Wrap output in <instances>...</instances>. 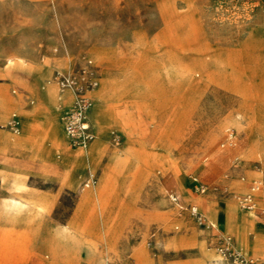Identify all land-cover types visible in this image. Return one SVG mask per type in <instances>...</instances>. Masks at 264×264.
I'll return each instance as SVG.
<instances>
[{
  "label": "rangeland",
  "instance_id": "374dc122",
  "mask_svg": "<svg viewBox=\"0 0 264 264\" xmlns=\"http://www.w3.org/2000/svg\"><path fill=\"white\" fill-rule=\"evenodd\" d=\"M87 59L92 165L55 79ZM262 209L264 0H0V264H264Z\"/></svg>",
  "mask_w": 264,
  "mask_h": 264
},
{
  "label": "built area",
  "instance_id": "2783aa9c",
  "mask_svg": "<svg viewBox=\"0 0 264 264\" xmlns=\"http://www.w3.org/2000/svg\"><path fill=\"white\" fill-rule=\"evenodd\" d=\"M55 79L60 87L72 88L75 93L73 103L64 118V130L67 134L68 142L73 147L85 148L96 136L95 129L90 121L93 99L89 91L99 85L97 66L93 63L92 59H87L77 69H73L72 71H57ZM112 139L115 143L120 142V137L115 132H112ZM234 143V132L228 131L226 139L221 145ZM94 181L95 175L91 174L84 181V186L89 187ZM259 186L260 183L255 182L252 190L240 197V207L242 209L252 211L256 208L254 192ZM193 210L197 212V209ZM262 214L264 216V209H262ZM226 239V244L219 248L222 256L226 259L238 261L239 264H250L249 259L233 248L230 238Z\"/></svg>",
  "mask_w": 264,
  "mask_h": 264
},
{
  "label": "bare ground",
  "instance_id": "6f19581e",
  "mask_svg": "<svg viewBox=\"0 0 264 264\" xmlns=\"http://www.w3.org/2000/svg\"><path fill=\"white\" fill-rule=\"evenodd\" d=\"M64 118H65V115H64ZM64 118H63V121H64ZM99 121H100V123L101 122H105V117H104V115L103 114H100L99 115ZM64 123V122H63ZM99 123V122H98ZM67 135V134H66ZM62 138V137H61ZM68 138V137H67ZM58 140H59V138H58ZM62 140V139H61ZM103 147V146H102ZM100 148H101V144H100V142L99 141H95V143L92 145V147L90 148V150H88L87 148H84L83 149V151H80V152H75V156L76 157H80L81 159H85V164H88V165H92L91 164V162H90V151L92 150V149H97L98 151L100 150ZM97 151V152H98ZM100 153V152H99ZM65 160H66V158H65ZM70 162V161H69ZM100 162V161H99ZM68 167V166H67ZM91 174H93V175H95V172H90V175ZM95 183L97 182L96 180L94 181ZM259 189V188H258ZM257 189V190H258ZM257 190H255V192H254V194H255V197H257L256 196V192H257ZM100 196V195H99ZM99 196L97 195V198H99ZM233 208V207H232ZM193 209H198V205H196ZM209 219H211L212 221H213V218H212V216H209ZM211 221V222H212ZM230 222V221H229ZM228 222V223H229ZM214 223V224H213ZM213 226H215L216 225V223L213 221L212 223H211ZM251 225L252 226H254V227H256L255 226V222L254 221H252L251 222ZM216 227V226H215ZM83 235V234H82ZM85 238H87V237H85ZM93 241V240H92ZM87 242H88V240H87ZM95 244V243H94ZM88 246V245H87ZM90 246V245H89ZM82 248V247H81ZM91 248V247H90ZM56 252V251H55ZM217 255H218V253H217ZM222 255V254H221Z\"/></svg>",
  "mask_w": 264,
  "mask_h": 264
},
{
  "label": "crops",
  "instance_id": "0c3cea01",
  "mask_svg": "<svg viewBox=\"0 0 264 264\" xmlns=\"http://www.w3.org/2000/svg\"><path fill=\"white\" fill-rule=\"evenodd\" d=\"M43 95L46 97V95H45V93H44V91H43ZM46 99H47V97H46ZM94 110V109H93ZM92 113V112H91ZM65 134H66V132H65ZM65 142H66V145L68 144V138H67V135H65ZM68 146V145H67ZM4 147L5 148H9V149H13V148H16V146H12V145H9L8 143L6 144V145H4Z\"/></svg>",
  "mask_w": 264,
  "mask_h": 264
}]
</instances>
